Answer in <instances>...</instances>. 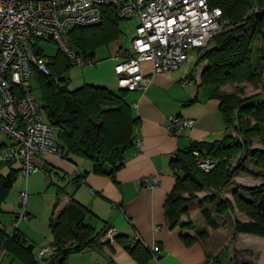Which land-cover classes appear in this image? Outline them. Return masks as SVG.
I'll return each mask as SVG.
<instances>
[{
    "label": "trees",
    "instance_id": "trees-1",
    "mask_svg": "<svg viewBox=\"0 0 264 264\" xmlns=\"http://www.w3.org/2000/svg\"><path fill=\"white\" fill-rule=\"evenodd\" d=\"M210 1L223 10L224 17L229 19L232 27L215 35V40H211H214L213 45L199 50L196 66L206 61L201 85L213 87V95L220 99L227 127H234L243 140L237 141L227 133L215 141H194L187 149L173 156L171 166L177 181L164 205L171 228L181 225L182 217L195 207L201 209L212 227L218 226L212 211L201 204L197 193L206 187L221 190L227 186L236 170L242 169L248 158L259 168L255 175L264 179V148L253 146L255 139L264 145V95L257 93L243 98L236 91L221 90L222 86L233 83L264 82V52L261 55L254 47L256 36H263L264 15L245 17L246 10L253 3L264 0ZM121 20L123 18L116 6L106 5L100 24L71 29V47L85 59L97 63L96 52L119 36ZM35 52L41 57L45 56L39 41L35 43ZM71 66L69 58L59 49L47 61L48 74L35 68L33 78L41 91V104L47 119L57 129L63 158L73 162L76 157L85 158L92 162L94 172L114 177L124 165L126 152L134 144V129L140 118L133 114L125 98L128 90L120 88L119 93L94 84L70 89L65 73ZM240 150L245 151L240 159L241 164L232 168V159ZM195 151L201 156L215 159V166L209 171L200 168L199 155H195ZM19 170L11 168L7 175H0V213ZM241 190L233 192L234 201H217V211L224 213L237 207L249 216V220H237L235 232L264 237V181L254 186H241ZM207 200L215 198L207 197ZM87 215L88 209L73 200L51 218L55 249L49 258L38 260L33 245L27 244L25 235L18 227L13 234H9L0 225V248L12 252L23 264H67L71 254L82 251L100 235L86 222ZM182 226L192 227L191 223ZM185 239L190 241L189 236H185ZM128 249L141 262H145L148 255L151 256L150 249L140 239L133 241Z\"/></svg>",
    "mask_w": 264,
    "mask_h": 264
},
{
    "label": "crops",
    "instance_id": "crops-1",
    "mask_svg": "<svg viewBox=\"0 0 264 264\" xmlns=\"http://www.w3.org/2000/svg\"><path fill=\"white\" fill-rule=\"evenodd\" d=\"M114 61L101 62L100 68L92 72L83 66L72 65L69 83L74 84L73 88L94 84L119 91ZM182 67L155 73L150 62L143 64L144 75L150 79L148 86L127 91L125 95L140 122L134 129V144L126 152L124 165L114 177L94 172L92 162L82 157H76L73 162L52 155L37 156V168L46 171L48 183L55 181L56 188L51 193L55 199L46 216L33 204V199L27 207V200V218H35V227L32 221L19 223L18 229L25 235L27 244L33 245L35 256L43 247L53 246L51 218L75 200L88 209L86 222L100 235L82 251L71 254L67 264H264V237L235 232L237 220H249L243 211H229L225 215L212 212L218 223L216 227L207 222L199 207L189 212L190 216L197 212L196 218L192 217L193 227L181 224L171 228L167 223L164 205L177 181L171 166L173 156L187 149L194 141H215L229 131L220 99L213 95V87L201 85L204 66H197L192 73H189V68ZM184 76L190 81L187 86L181 84ZM263 84L260 83L261 91L258 93L264 95ZM228 85L222 86L221 90ZM172 115L192 118L194 123L183 135L175 136L168 129ZM137 139L141 140L140 145ZM255 147L264 148V145ZM255 168L256 164L250 158L245 171H239L236 176L245 186L261 184L264 179L252 174ZM146 175L156 176L158 184L155 187L141 185L139 180ZM33 190L39 192L35 185ZM182 222L187 223V219L184 218ZM110 227L117 229L113 239L106 235ZM14 230L6 231L13 234ZM137 236L148 248L155 244L160 246L158 259L148 255L146 261L141 262L129 251L128 246L137 240ZM185 236H189L190 241ZM36 245L38 247L35 249ZM4 250L0 248V257ZM53 252L45 254L43 258ZM19 263L23 264L8 250L0 260V264Z\"/></svg>",
    "mask_w": 264,
    "mask_h": 264
},
{
    "label": "built area",
    "instance_id": "built-area-1",
    "mask_svg": "<svg viewBox=\"0 0 264 264\" xmlns=\"http://www.w3.org/2000/svg\"><path fill=\"white\" fill-rule=\"evenodd\" d=\"M106 5L116 6L123 19L138 18L131 46H121L113 58L118 87L128 91L148 86L150 79L143 72L145 62L152 64L155 73L177 70L187 62L191 48L206 47L229 25L223 10L210 0H0V132L11 140L0 145V166L20 160L21 175L28 180L37 169V156L63 157L57 129L47 119L31 84L35 68L49 73L46 59L35 52V43L51 39L72 65L95 64V60L85 59L71 47L70 31L100 24ZM260 15H264V2L258 1L245 13V17ZM262 48L264 52V32ZM181 84L189 85L188 77L184 76ZM193 123L192 118L172 115L168 129L181 136ZM137 144H141L140 139ZM194 153L199 155L198 151ZM215 164V159L199 155V166L205 171ZM139 183L155 187L158 179L146 175ZM28 198V190L20 192L24 209L13 219L16 227L27 217ZM116 234L115 227L106 232L111 239ZM54 249L43 247L36 258L40 260ZM149 249L151 257L158 259L160 246L155 244Z\"/></svg>",
    "mask_w": 264,
    "mask_h": 264
},
{
    "label": "rangeland",
    "instance_id": "rangeland-1",
    "mask_svg": "<svg viewBox=\"0 0 264 264\" xmlns=\"http://www.w3.org/2000/svg\"><path fill=\"white\" fill-rule=\"evenodd\" d=\"M137 24H138V18L137 17H133L131 19L121 20V24L119 26V30H120L119 36L115 40L109 42V44L101 46L98 49V51L96 52L95 58L96 59L103 58V59H101L100 61H98L95 64L87 65V66H83V67H85V69H87L88 72H92L95 69H99L100 68L99 64L101 62L108 61L111 59L113 60L115 52L119 49L120 46H123L124 48H128L129 46H131L132 39L135 36ZM229 27H232V25L231 24L227 25L223 30H225ZM250 29H251V26H250ZM214 40H215V38H214ZM214 40L210 41V43L208 44V47L213 45ZM39 45L41 46V48L45 54L44 58L47 61H49V58L55 56L58 53L59 47H58L57 43L53 40H40ZM254 47L259 51V54L262 55V52H263L262 51L263 50V48H262V36L259 34L255 38ZM199 50L200 49H195V48H191L189 50V58H188L186 64L183 66L184 68H189V73H192L195 70V68L197 67L196 65L198 62ZM200 64L202 66H204L207 63H206V61H201ZM263 65H264V63H263ZM72 72L73 71L71 70V67H70L69 70L65 73V76H67V77L72 76ZM263 79H264V68H263ZM31 84L34 88V92H35L36 96L39 97V101L42 103L41 91H40V88L38 87V83L36 82V80L34 78L31 80ZM73 85L74 84L69 83V88L72 89L74 87ZM222 91H224V92L236 91L239 93V95L241 97L246 98V97H250V96L257 94L259 91H261V87H260V84H257V83L256 84H252L250 82L233 83V84H229L227 87H223ZM119 93H120V91H119ZM128 93H130V92H128ZM228 133L230 135H232L233 138L237 139V141L243 140L242 137L239 136V134L237 133L236 129L232 126L229 128ZM10 141L11 140L6 136V134L1 131L0 132V144L2 142H10ZM258 144L263 145L259 139H255L253 146L255 147ZM244 153H245L244 150H240L235 155V157L232 159V164H231L232 168L241 164L240 159L244 155ZM249 160H250V158H248L247 161L244 162L242 169L236 170L234 177L231 180V182L227 186L222 188L221 190H215L214 188L206 187L205 189L198 191L197 195L201 199V204L203 206L210 207V210L212 212H215V214H218V215H225V214L229 213V211L235 212L236 210H239L237 207H235L232 209H227V211L224 213H220L217 211L216 203H217V201H226L227 199H231L232 201H234V197H233V194L231 192H235L236 190L240 191L241 186L246 185V184H243L242 182H240V179L237 178L236 174L239 173V171H245V166L247 165V162ZM20 167H21L20 162H14L12 164V166H7V164L2 165V166H0V175L1 174L7 175L10 172L11 168H15V169L19 170ZM258 170H259V168L256 166V168L252 171V174L254 176H256L255 173ZM18 172L19 173H18L17 179H16L15 183L13 184V186L10 188V190L6 196V199L2 205L3 211L0 213V225L2 227H4L8 232H12L16 228V226L13 223V219L18 214H20L24 209V207L21 206V203L19 201V195H20V192L22 190L28 189L29 202H28L27 207L30 206V201L33 199V204L35 206H37L39 208L40 212L44 213L45 216L50 211V209L52 208V203L54 202V199H55V196H52V194L56 188V186L54 184L55 181L52 183V182H50L51 179L49 178L50 184L48 183V179L46 177L47 173L45 170L38 167L34 172H32L29 175L28 181L22 177V175L20 174V170ZM52 178L55 180L54 174L52 175ZM34 185H35V188H38V190H39L38 193H36V191L33 190ZM207 197H214L215 200H207ZM239 211H241V210H239ZM196 213H192V216H190V213L186 216L184 215L182 217L181 224L187 225L188 223H191V225L193 227L194 223H193L192 217L196 218V215H197ZM27 217L23 218L20 221V223L21 222L22 223H29L32 221V222H34V224L32 226L35 227L36 223H37L35 221V218L33 216H30L29 218H27ZM184 218L187 219V223L182 222L184 220ZM19 225H18V227H19ZM41 227L45 228L46 226H41ZM37 247H38V245H36L35 249ZM49 257L50 256H47V258H49ZM6 259H7V257H6Z\"/></svg>",
    "mask_w": 264,
    "mask_h": 264
}]
</instances>
